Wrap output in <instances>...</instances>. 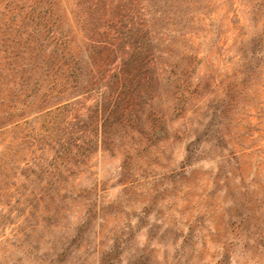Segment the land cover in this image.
Instances as JSON below:
<instances>
[{"label":"rangeland","instance_id":"rangeland-1","mask_svg":"<svg viewBox=\"0 0 264 264\" xmlns=\"http://www.w3.org/2000/svg\"><path fill=\"white\" fill-rule=\"evenodd\" d=\"M187 20L168 45L188 65L168 78L183 110L150 140H78L91 149L63 175L68 197L48 205L49 222L14 199L0 206V264H264V41L262 55L238 50L264 37V0H198ZM154 106L173 114L164 98Z\"/></svg>","mask_w":264,"mask_h":264},{"label":"trees","instance_id":"trees-1","mask_svg":"<svg viewBox=\"0 0 264 264\" xmlns=\"http://www.w3.org/2000/svg\"><path fill=\"white\" fill-rule=\"evenodd\" d=\"M196 2L71 0L66 17L61 0H0V135L15 131L0 140V206L14 199L30 217L49 222L48 205L68 197L63 175L91 149L78 140L100 137L112 145L163 132L162 124L189 99L168 79L176 69L188 71L187 64L169 61L168 45L177 17L183 29ZM147 6L158 14L161 31L149 28ZM262 41L258 37L249 53L240 40V55H262ZM182 54L189 63L191 54ZM164 79L167 96L160 91ZM163 98L173 114L154 106Z\"/></svg>","mask_w":264,"mask_h":264}]
</instances>
